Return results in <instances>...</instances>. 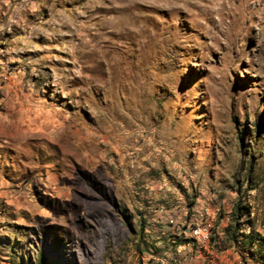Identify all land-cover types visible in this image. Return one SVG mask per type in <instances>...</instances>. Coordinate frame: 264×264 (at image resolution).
<instances>
[{
  "label": "rangeland",
  "instance_id": "1",
  "mask_svg": "<svg viewBox=\"0 0 264 264\" xmlns=\"http://www.w3.org/2000/svg\"><path fill=\"white\" fill-rule=\"evenodd\" d=\"M0 59V264H264V0H0Z\"/></svg>",
  "mask_w": 264,
  "mask_h": 264
},
{
  "label": "crops",
  "instance_id": "2",
  "mask_svg": "<svg viewBox=\"0 0 264 264\" xmlns=\"http://www.w3.org/2000/svg\"><path fill=\"white\" fill-rule=\"evenodd\" d=\"M2 59V58H1ZM1 59H0V61H1ZM2 69V68H1ZM0 74H2L1 72H0ZM184 230L185 229H183L182 230V232H184ZM177 234L179 233V232H176ZM190 234H191V231H190ZM184 235V234H183ZM181 236L182 238H184V236ZM191 237H192V235H191ZM193 238V237H192ZM194 239V238H193ZM195 240V239H194ZM198 240V239H197ZM187 241H192V239H186V241L185 242H187ZM196 241V240H195ZM198 241H202V240H198ZM193 242V241H192ZM197 242V241H196ZM185 256H187V262H186V264H195V262L198 260V258L197 257H199V253L194 249V250H192V251H190V252H185ZM231 262H233V260H231ZM231 262H224L223 264H232ZM159 264H170V262H168V259H166V258H163V259H159ZM219 264H221V263H219Z\"/></svg>",
  "mask_w": 264,
  "mask_h": 264
},
{
  "label": "built area",
  "instance_id": "3",
  "mask_svg": "<svg viewBox=\"0 0 264 264\" xmlns=\"http://www.w3.org/2000/svg\"><path fill=\"white\" fill-rule=\"evenodd\" d=\"M189 227H193L195 230L203 234V241H204V234L206 233V231L210 230V225L208 223H203V222L190 224Z\"/></svg>",
  "mask_w": 264,
  "mask_h": 264
},
{
  "label": "bare ground",
  "instance_id": "4",
  "mask_svg": "<svg viewBox=\"0 0 264 264\" xmlns=\"http://www.w3.org/2000/svg\"><path fill=\"white\" fill-rule=\"evenodd\" d=\"M209 231H206V233L204 234V241L206 242V240L209 238ZM191 233H192V236L195 238V239H198V240H202L203 241V234H201L199 231L195 230L193 227L191 229Z\"/></svg>",
  "mask_w": 264,
  "mask_h": 264
},
{
  "label": "trees",
  "instance_id": "5",
  "mask_svg": "<svg viewBox=\"0 0 264 264\" xmlns=\"http://www.w3.org/2000/svg\"><path fill=\"white\" fill-rule=\"evenodd\" d=\"M194 238V237H193ZM195 239V238H194ZM197 242H199L197 239H195Z\"/></svg>",
  "mask_w": 264,
  "mask_h": 264
}]
</instances>
